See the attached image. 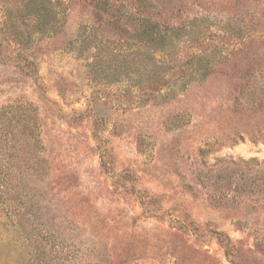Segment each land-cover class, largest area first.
I'll return each mask as SVG.
<instances>
[{
    "label": "rangeland",
    "instance_id": "374dc122",
    "mask_svg": "<svg viewBox=\"0 0 264 264\" xmlns=\"http://www.w3.org/2000/svg\"><path fill=\"white\" fill-rule=\"evenodd\" d=\"M0 264H264V0H0Z\"/></svg>",
    "mask_w": 264,
    "mask_h": 264
},
{
    "label": "trees",
    "instance_id": "16d2710c",
    "mask_svg": "<svg viewBox=\"0 0 264 264\" xmlns=\"http://www.w3.org/2000/svg\"><path fill=\"white\" fill-rule=\"evenodd\" d=\"M113 7L115 8V5H113ZM134 23H135V27H133L132 35L134 36L135 41L140 40V42H149V41H154L159 37H166V36L162 35L163 32L161 31V25L157 20H152L151 18L146 17L143 20H141L139 22L135 21ZM27 109L33 110L31 108V106H26V107L20 108V110H27ZM23 117H24V114L21 113V118H23ZM33 128H34V130L31 129L32 137L36 138V136H38V132L35 131L36 126H34ZM23 151L24 150L22 149V152ZM20 198H21V196H20Z\"/></svg>",
    "mask_w": 264,
    "mask_h": 264
}]
</instances>
